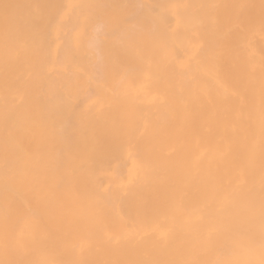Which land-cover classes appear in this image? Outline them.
<instances>
[{"label": "bare ground", "instance_id": "obj_1", "mask_svg": "<svg viewBox=\"0 0 264 264\" xmlns=\"http://www.w3.org/2000/svg\"><path fill=\"white\" fill-rule=\"evenodd\" d=\"M0 264H264V0H0Z\"/></svg>", "mask_w": 264, "mask_h": 264}]
</instances>
